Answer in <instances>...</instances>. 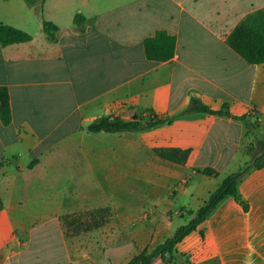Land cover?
I'll list each match as a JSON object with an SVG mask.
<instances>
[{"label": "crops", "instance_id": "obj_1", "mask_svg": "<svg viewBox=\"0 0 264 264\" xmlns=\"http://www.w3.org/2000/svg\"><path fill=\"white\" fill-rule=\"evenodd\" d=\"M261 9L264 0H0V23L32 35L0 45L11 107L10 123L0 120V264H125L185 224V210H197L264 134V63L225 42ZM41 19L57 26L55 41ZM158 30L176 38L166 61L144 53ZM191 97L212 109L226 104L229 114L181 113ZM107 115L170 120L85 130ZM155 148L189 155L178 164ZM206 167L217 174L199 172ZM237 195L223 198L166 264H264V165L242 176ZM105 206L104 228L68 242L61 215Z\"/></svg>", "mask_w": 264, "mask_h": 264}, {"label": "trees", "instance_id": "obj_2", "mask_svg": "<svg viewBox=\"0 0 264 264\" xmlns=\"http://www.w3.org/2000/svg\"><path fill=\"white\" fill-rule=\"evenodd\" d=\"M83 20L82 15L77 14L74 16L73 23L78 30H82L81 24ZM41 27L50 41L56 40V32L58 30L56 25L41 19ZM31 39L32 35L28 32L0 23V45L2 47L28 42ZM225 42L248 63H264V9L257 10L244 17L226 36ZM143 47L147 59L166 61L175 54L176 38L164 30H158L144 39ZM194 112H207L219 115L229 114L226 104H223L219 109H212L203 104L198 98L191 97L188 105L181 110V113ZM240 119L249 130L256 127V122L250 121L247 115L241 116ZM0 120L4 125L9 124L11 121L10 96L6 86H0ZM169 120L158 115H154L148 120L138 116L124 119L120 116L107 115L91 121L84 128L88 132L140 131ZM246 148L248 159L236 171L227 174L197 210H185L184 213L191 215V218L185 224L179 226L172 236L156 247L151 250H142L138 254L133 255L125 264H153L155 259H160L163 264L170 263L173 260L176 244L195 230L223 198L227 196L237 198V184L251 167L264 165V134L258 135ZM154 152L160 158L178 164H184L189 155V149L179 148H155ZM35 162V160L30 162L28 166L31 167ZM199 172L207 176H215L217 174V171L211 167L203 168ZM92 213L102 216L103 213H108V209L106 207L93 209Z\"/></svg>", "mask_w": 264, "mask_h": 264}, {"label": "rangeland", "instance_id": "obj_3", "mask_svg": "<svg viewBox=\"0 0 264 264\" xmlns=\"http://www.w3.org/2000/svg\"><path fill=\"white\" fill-rule=\"evenodd\" d=\"M105 207L108 209V213L107 214L103 213L102 216L93 214L92 213L93 209L61 215V219H62L61 225L67 237L68 242L70 241L73 244V239H77L78 241L83 242L84 235L88 234L89 232H94V230L98 231L100 228H104L111 214L110 207L108 206ZM105 207H99V208H105ZM94 209H98V208H94ZM94 238L99 241L103 237L98 236V233L95 232ZM105 244L106 242H103V246ZM100 245H102L101 242L99 243L98 248L100 247Z\"/></svg>", "mask_w": 264, "mask_h": 264}]
</instances>
